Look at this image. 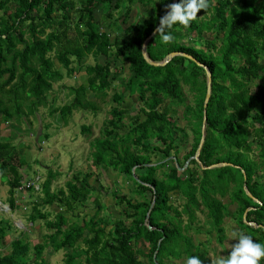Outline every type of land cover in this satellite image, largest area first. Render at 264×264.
I'll return each instance as SVG.
<instances>
[{
    "label": "trees",
    "instance_id": "1",
    "mask_svg": "<svg viewBox=\"0 0 264 264\" xmlns=\"http://www.w3.org/2000/svg\"><path fill=\"white\" fill-rule=\"evenodd\" d=\"M164 14L160 0H0V126L10 129L0 135V180L15 216L18 190L24 198L40 193L25 230L43 229L33 245L22 229L0 264H26L31 250L33 264H45L47 246L65 251L62 264H178L190 256L210 264L207 245L213 232L222 243L230 204L240 228L264 244V0H210L189 26L169 30L172 42L156 32L145 45L149 60L174 52L192 58L175 55L155 66L141 48ZM81 72L85 81L67 87L72 100L56 104L54 84ZM110 90L115 105L91 141L96 171L73 172L56 190L51 170L39 182L15 130L28 134L40 108L57 127L74 112L97 115L101 107L88 96L105 101ZM107 169L129 186L127 194L103 186ZM107 195L117 217L102 204ZM88 200L95 211L79 222L75 210ZM51 205L59 211L43 210ZM10 227L0 223V246ZM189 231L206 239L195 243Z\"/></svg>",
    "mask_w": 264,
    "mask_h": 264
},
{
    "label": "rangeland",
    "instance_id": "2",
    "mask_svg": "<svg viewBox=\"0 0 264 264\" xmlns=\"http://www.w3.org/2000/svg\"><path fill=\"white\" fill-rule=\"evenodd\" d=\"M137 15V11L132 12L131 22H134V17ZM98 17V16H97ZM87 63H92L93 58L87 57ZM64 72V69L61 68ZM86 75L84 72L79 74H75L73 77H67L65 75L62 82H58L54 84L55 94L57 95L56 104H63L72 100V95H68L67 87L70 85L78 86L79 84L85 81ZM185 89V88H184ZM188 99H191V95L186 93ZM90 100H94L97 102L101 110L97 115H92L91 113H83V112H74L71 116V120L68 122L67 126H56L53 118L48 115L47 109L40 108L37 111L35 117H32L31 131L26 134L21 132L20 130H15V132H20V135H14L13 138H16L14 143L19 146L22 142L27 146V152L24 151L23 156L26 157L29 155L28 161L32 164H36L33 169H36L35 174L32 173L27 174L29 176L32 174L33 176H39L41 182L43 178L46 177L47 171L51 170L54 173V178L51 183V190H56L58 188H63L64 183L67 179H69L73 172L76 171H96L91 164V152L93 150L91 146V141L93 138L100 136L101 129L103 128V121L108 117V110L115 104L111 102L112 100V91L110 90L108 95L105 98V101H101L98 99H94L92 95L88 96ZM133 100L136 98L135 96L131 97ZM130 98H126L128 101ZM181 114V109L179 108L178 115ZM179 124L183 125L185 123L179 117ZM81 126L90 127V132H82ZM24 129V126H21ZM9 127L6 125L0 126V135L3 137L7 136L9 133ZM47 134V138L42 137L43 134ZM38 137H42L38 141ZM256 151L251 152V156H254ZM33 154V155H32ZM36 159V162H34ZM34 160V161H33ZM100 182H102L103 186H106L111 191L115 188L120 189L122 193H128V187L123 184L122 178L118 177L116 173L111 170H105L100 176ZM93 182V181H92ZM94 183V182H93ZM38 184V183H37ZM95 186L99 187L98 183H94ZM8 186L6 182H2L0 180V223L7 221L10 227L11 236L10 240L15 238L21 233V230H25L26 224H28V214L33 206V202H41V195L39 192L34 193L30 198H24V192L17 191L15 193V198L17 200V208L15 215L10 213L9 209L6 208L9 193ZM26 193V192H25ZM28 194V193H27ZM26 194V195H27ZM28 196V195H27ZM176 201L175 198H172L171 202ZM177 205L182 203L181 201H176ZM102 204L107 207V210L110 211L115 217L118 216L117 208L114 207V201L111 195H107L102 199ZM26 205V206H25ZM25 207V208H24ZM44 211L55 212L59 211L56 205H51L49 207L44 206ZM236 210V205H229V214L224 217L222 222L224 228V239L222 243H218L216 239V235L213 232L211 235V241L207 245V257L212 260L215 258L224 256L225 258L231 251L232 245L236 242L234 239H231V233L233 231H244L240 228L237 222V217L234 215V211ZM95 207L91 200H88L85 206H80L75 210V214H77L78 221L88 220L94 213ZM198 218V223L201 225L204 222V214H200ZM23 222V225L21 224ZM30 226V224H28ZM40 224L36 225L29 234V241H34L40 238V234L43 233V229L40 228ZM207 228V226H205ZM26 232L28 230H25ZM44 231H46L44 229ZM8 232V231H7ZM245 232V231H244ZM7 234V233H6ZM194 240L195 243L198 241H204L206 236L204 234L197 235L194 231H189L188 233ZM7 236V235H6ZM8 240V238H7ZM9 240V241H10ZM4 243L1 247H6V252L10 251V242ZM6 244V245H5ZM140 248L144 251H147V246L145 243H140ZM9 253V252H8ZM65 251L53 252L50 246L45 247V264H62V260H64ZM3 255V252L0 253ZM83 261V260H82ZM174 262L178 264H186L187 260L185 257L175 260ZM212 264V263H210Z\"/></svg>",
    "mask_w": 264,
    "mask_h": 264
},
{
    "label": "clouds",
    "instance_id": "3",
    "mask_svg": "<svg viewBox=\"0 0 264 264\" xmlns=\"http://www.w3.org/2000/svg\"><path fill=\"white\" fill-rule=\"evenodd\" d=\"M165 7V14L160 17L157 32L164 44L173 41L174 37L169 30L174 25L189 26L197 19L200 10H207L210 0H178L174 3H165L160 0ZM231 239L236 242L232 245L230 253L212 260V264H260L264 258V244L254 241L253 237L244 231H233ZM186 264H202L198 256L187 258Z\"/></svg>",
    "mask_w": 264,
    "mask_h": 264
},
{
    "label": "water",
    "instance_id": "4",
    "mask_svg": "<svg viewBox=\"0 0 264 264\" xmlns=\"http://www.w3.org/2000/svg\"><path fill=\"white\" fill-rule=\"evenodd\" d=\"M159 24L156 26V28L153 30V32L146 38V40L143 42L142 44V55L144 57V59L152 64V65H155V66H159V65H163L165 63H167L173 56L175 55H184V56H188L189 58H192L191 56L185 54V53H180V52H174V53H171L169 54L168 56H166L162 61L160 62H153L151 60L148 59L147 55H146V51H145V45H146V42L157 32V28H158ZM206 72H207V91H206V96H205V99H204V108L207 106V102H208V99H209V96H210V82H211V75L209 73V71L206 69ZM205 113L206 111L204 110V119H205ZM204 121V120H203ZM203 143V137H201L200 139V142L198 144V147L196 149V152H195V155H194V158L196 160H198V157H199V152H200V149H201V145ZM215 166V165H214ZM247 213V209L246 211L244 212V215H243V219L245 220V214Z\"/></svg>",
    "mask_w": 264,
    "mask_h": 264
},
{
    "label": "crops",
    "instance_id": "5",
    "mask_svg": "<svg viewBox=\"0 0 264 264\" xmlns=\"http://www.w3.org/2000/svg\"><path fill=\"white\" fill-rule=\"evenodd\" d=\"M22 224V223H21ZM31 230H28L27 232H25L26 234H30L31 235ZM10 236H11V232H9L8 233V235L7 236H5L4 237V243H8V241L10 240L9 238H10ZM7 238H8V240H7ZM13 239H11L9 242H11ZM37 240V239H36ZM36 240H34V241H36ZM39 240V239H38ZM31 242V241H30ZM34 243H33V241L31 242V245H33ZM6 245V244H5ZM3 249H6V247H1L0 246V253H2L3 252V254H7L8 252H6L5 250H3ZM34 259H35V255L33 254V251L31 250L30 252H29V255H28V259L26 258V264H33V262H34Z\"/></svg>",
    "mask_w": 264,
    "mask_h": 264
}]
</instances>
